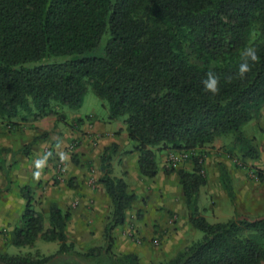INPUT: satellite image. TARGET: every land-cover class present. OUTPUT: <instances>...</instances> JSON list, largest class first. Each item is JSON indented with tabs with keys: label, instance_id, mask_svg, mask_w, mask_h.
I'll use <instances>...</instances> for the list:
<instances>
[{
	"label": "trees",
	"instance_id": "16d2710c",
	"mask_svg": "<svg viewBox=\"0 0 264 264\" xmlns=\"http://www.w3.org/2000/svg\"><path fill=\"white\" fill-rule=\"evenodd\" d=\"M105 36L104 54L92 55ZM249 47L259 60L241 80L238 66ZM208 71L220 77L217 96L204 90ZM89 87L108 105L110 122L124 119L135 144L127 154H138L142 178L159 175L161 155L191 153L192 170L163 171L177 175L190 225L203 238L166 264H264V214L236 210L219 223L202 215L198 201L208 179L197 153L231 138V158H260L244 128L264 109V0H0V121L11 127L49 117L62 121L59 106L80 109ZM118 149L113 144L101 155L100 184L111 203L104 247L79 252L67 234L71 214L57 204L46 227L32 188L24 186L25 209L6 246L32 249L43 240L59 243V250L50 256L0 253V264H141L134 254L113 255L114 232L138 199L125 174L113 176ZM221 182L236 207L224 167ZM69 187L77 188L74 179Z\"/></svg>",
	"mask_w": 264,
	"mask_h": 264
},
{
	"label": "rangeland",
	"instance_id": "374dc122",
	"mask_svg": "<svg viewBox=\"0 0 264 264\" xmlns=\"http://www.w3.org/2000/svg\"><path fill=\"white\" fill-rule=\"evenodd\" d=\"M107 41L108 36H105L98 49L92 55L102 56ZM58 112L65 117L64 120L59 122L60 131H56L59 129L57 125L51 132H39L40 135L37 137L44 142L46 141V145L42 146L41 149L43 155L49 161L45 167H43L40 161L34 165V173H43L41 185L39 187L33 181L24 184L32 188L36 209L45 215L46 227L49 226L50 206L57 204L65 213H70L73 217L72 221L70 220L71 222L68 223L67 234L70 241L75 243L76 249L79 252H87L105 246L103 230L111 212V203H105L100 209H96L93 207V204L89 203L90 201L86 205L88 199L81 191L84 186L94 191L98 188L97 186L102 176L101 159L99 160L100 163L98 162L100 167L97 168L94 160H92V156L95 153L94 149L99 144H93L92 148L94 149H89L87 157H82L78 154L75 158L74 156H76L79 148L83 146L89 148L91 145L83 144L71 135V132L79 125L80 120H84L88 116H95V123L101 122L106 126L111 125L110 131L119 132L121 129L122 132L120 131L119 134H125L120 139L121 149L117 155L112 156L113 176L122 177L126 171H129L131 175L127 183H129V186L136 192L138 197L133 208L128 212L126 224L114 232V257L134 254L138 257L141 264H166L186 247L203 238V233L189 224V212L184 200L180 201L182 196L180 184L179 186L176 185L178 191L173 190L170 193H166L164 198V180H166L167 175L157 176L154 179H146V182L142 184L141 181L145 178H142L140 173L138 178L134 177V170L138 168L137 161L135 160V154L137 153L127 154L133 150L135 144L129 139L124 119L110 122L108 120V105L95 95L91 87L88 88L83 106L80 109L72 110L66 106H59ZM5 125V123L0 121L1 130L4 127L10 128ZM244 130L248 138L254 139L255 145L260 151V158L258 160H246L242 162L238 157L231 158L227 151L228 146L232 143L231 138H220L214 145L197 152L201 154L204 161L208 179L207 185L201 189L198 205L202 215L210 223L226 222L233 218L236 210L240 214L252 217L264 214V180H261V177L258 175L261 172L264 176V109L252 122L245 126ZM63 143L67 146H65L67 153L65 154L66 150L64 154L60 151L57 153L56 148ZM25 147L14 151V153L8 151L4 153L0 152V189L2 190L0 198V253L17 255L39 251L44 255L50 256L59 250V243L38 240L32 249L6 246L11 233L20 225L21 216L26 205L25 201L21 198V187L11 188L13 187L14 178L13 176L6 177V173L8 175L13 174L14 168L12 167V163L13 161H19L27 153L23 151ZM173 154L178 155L180 152H167L161 155V170H163V167L185 169L186 165L191 164L190 153L187 158H179L175 162H172L170 159ZM61 161L64 162V172L58 169V164ZM220 162H225L231 166L232 181L237 196L236 207L227 198L220 184L218 174ZM76 167H80V177L83 176L86 180V183H84L79 177L80 184L78 190L69 187V182L74 177ZM150 183L154 185L153 188H159L158 196L156 193L150 195V189H152V186L149 185ZM7 187L11 189L10 193L4 191ZM174 199L177 202V208L172 207V212H175V210L179 211L181 208L180 211L184 212L187 216L185 219L177 213L171 216L169 214L165 215L160 209L168 211L167 207L163 204L167 203L168 206H175L173 204ZM145 205L147 206L144 209L146 214L143 212ZM160 210L162 211V215ZM80 211L91 212L89 213L90 215H87L80 213ZM141 211L145 216L141 217ZM143 220L147 223L152 220L149 223L151 234H145L148 236H142L138 231V225H141L140 223ZM153 231H155V235L152 234L154 233ZM124 243L128 245H124ZM89 264H94V262L92 261ZM105 264L113 263L112 260H106Z\"/></svg>",
	"mask_w": 264,
	"mask_h": 264
},
{
	"label": "crops",
	"instance_id": "0c3cea01",
	"mask_svg": "<svg viewBox=\"0 0 264 264\" xmlns=\"http://www.w3.org/2000/svg\"><path fill=\"white\" fill-rule=\"evenodd\" d=\"M91 117L92 116H88L86 119L82 120L83 123L79 124L77 126V128H75V130L71 132V135H73V138H75L76 140L81 141L83 144H87V145L90 144L91 145L89 148H86L84 146L79 148L76 156H74V157L76 158L78 156V154L82 157H87L88 153H89L88 152L89 149H94V148H92L93 144L98 143L99 144L98 147L96 149H94L95 153L92 156V160H94L95 165L97 166V168H99L100 167L99 160L101 159V155H102L104 149L106 147L113 145V144H117L119 146V149H118V152H119V150L121 149L120 139H121V136L125 135V134H122V133L119 134L120 131L122 132L121 129L119 130V132L110 131L111 125L106 126L105 124H103L101 122L95 123V121H96L95 116L92 118ZM59 122L60 121L56 117H49V118H45V119H43L41 121H37V122L24 123V124H21L17 127L8 126L10 128L4 127V129H2V130L0 129V152L4 153L5 151H8V152L14 153V151L21 150L23 147H25L31 141H33L34 138H37L40 135L39 132H51L54 130V127H56L57 125L59 128ZM5 126H7V125H5ZM1 128H3V127H1ZM56 131L59 132L60 128L57 129ZM18 142H20V144H18ZM24 143H27V144H24ZM45 145H46V141L44 142V141L38 139V141H36L33 144V146L28 151V153L24 154L23 157L19 161H16V162L13 161V163H12V167L14 168L13 174L8 175L6 173V177L13 176V178H14L13 184H12L13 187H11V188H13V189H14V187L19 188V187H22L24 184H27L29 182L31 183L32 181L37 183V186L40 187L41 182L43 180V173L36 174V173H34L33 168H34V165H36L37 162H39V161L42 162L43 167H45L47 162H49V161H47L48 158H46L43 155V152L41 149L42 146H45ZM65 146L66 145L64 143L61 144L58 148H56L57 149L56 152L58 153V151H60L61 153L63 152V154H64L66 147H67V146L66 147ZM53 152H55V151H53ZM66 153H67V150H66L65 154ZM135 155H136L135 160L138 162V154H135ZM96 161H97V163H96ZM219 164L220 165H219V173L218 174H219L220 182H221V167H224L226 169V171L228 172V175L232 181L231 166H229L225 162H220ZM192 168H193L192 164H188L185 166V169H187L189 171L192 170ZM79 169H80V167H76V172L74 173V177L71 178V179H74L75 182L77 183V188H75L77 190H78V187L80 184V181H79L80 171H79ZM126 173H124L125 177L127 176V178L125 180L128 182L131 174L129 171H126ZM133 175H134V177H137V178L139 177V169L138 168L134 170ZM165 175L166 174L164 173V171L161 170L158 177L159 176H165ZM80 178L83 180L84 183H86L85 177L81 176ZM167 179H168V181H167ZM142 181H141V184L145 183L146 179H142ZM164 184H165V186H164L163 190L165 191V193L163 194V197L165 198L164 195L166 193H170L173 190L178 191V188L176 187V185L179 186V179H178L176 174L167 175L166 180H164ZM220 184L223 188L222 182ZM232 184H233V181H232ZM149 185L152 186L151 187L152 189H150V192H151L150 195L156 193V195L158 196L157 193L159 191V188L156 187L157 188V190H156V188H153V186H154L153 184L150 183ZM24 186H27V185H24ZM9 187H7L5 190H7ZM97 187L98 188L96 189V191H94L92 189L91 190L88 189L87 186H84V188H82L81 191H82L83 195H85L88 199L86 202V205L91 203V204H93L94 208L100 209L105 203L108 204L110 202V200L107 197V195L105 194L104 187L100 184V182H99ZM233 187H234V185H233ZM154 191H156V192H154ZM224 191H225V189H224ZM234 191H235V188H234ZM6 192L10 193L11 189H8V191H6ZM12 193H15V192H12ZM235 193H236V191H235ZM20 194H21V192H20ZM225 195L229 199L226 191H225ZM236 198H237V196H236ZM181 200H184L183 195L181 196L180 201ZM173 204L175 206H171V205L168 206L167 203L163 204L165 207H167L168 211L164 210L162 208H160V209L164 212L165 215L169 214L171 216L172 214L177 213V214H179V216H181V217H183V219H185L187 216L184 212L180 211L181 208L179 209V211L175 210V212L174 211L172 212V207L177 208V202L175 201V199L173 200ZM146 205H148V204H146ZM146 205L143 208V212H144V209H146V207H147ZM161 210H160V213L162 215ZM90 212H85V211L81 212L80 211V213L87 214V215H90L89 214ZM80 213H77V214H80ZM144 213H142V211H141V213H140L141 217L145 216ZM72 219H73V217L71 215L70 220L72 221ZM188 220H189V217H188ZM150 222H152V220ZM149 223H147L145 220H143V222L140 223L141 225H138V228H139L138 231L140 232L139 233L140 235L148 236L145 234H151L150 233L151 226L149 225ZM189 224H190V222H189ZM155 229H156V227H155ZM153 232L154 233H152V234L155 235V231H153ZM154 235H152V236H154ZM152 236H151V238H153ZM124 245H128V244L124 243ZM124 248H126V247H124Z\"/></svg>",
	"mask_w": 264,
	"mask_h": 264
},
{
	"label": "clouds",
	"instance_id": "9594fccd",
	"mask_svg": "<svg viewBox=\"0 0 264 264\" xmlns=\"http://www.w3.org/2000/svg\"><path fill=\"white\" fill-rule=\"evenodd\" d=\"M259 57L255 48L249 47L243 53V60L238 66L237 77L241 80L246 79L247 74L252 71V67L257 63ZM231 82V78L228 79ZM204 90L212 96H217L220 93V77L214 71H208L206 78L202 80Z\"/></svg>",
	"mask_w": 264,
	"mask_h": 264
},
{
	"label": "built area",
	"instance_id": "2783aa9c",
	"mask_svg": "<svg viewBox=\"0 0 264 264\" xmlns=\"http://www.w3.org/2000/svg\"><path fill=\"white\" fill-rule=\"evenodd\" d=\"M190 153V152H189ZM189 153H184V152H180V154H178V155H175V154H173V155H171V157H170V159H171V161L172 162H175L177 159H179V158H187L188 156H189ZM191 154V153H190ZM58 169H59V171H61V172H64L65 170H64V162L63 161H61L59 164H58Z\"/></svg>",
	"mask_w": 264,
	"mask_h": 264
}]
</instances>
